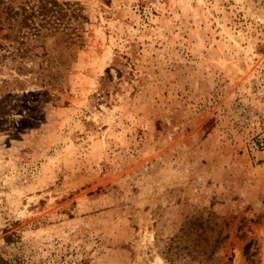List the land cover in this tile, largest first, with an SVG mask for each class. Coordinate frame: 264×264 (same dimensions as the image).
Returning a JSON list of instances; mask_svg holds the SVG:
<instances>
[{"label": "rangeland", "instance_id": "obj_1", "mask_svg": "<svg viewBox=\"0 0 264 264\" xmlns=\"http://www.w3.org/2000/svg\"><path fill=\"white\" fill-rule=\"evenodd\" d=\"M0 264H264V0H0Z\"/></svg>", "mask_w": 264, "mask_h": 264}]
</instances>
